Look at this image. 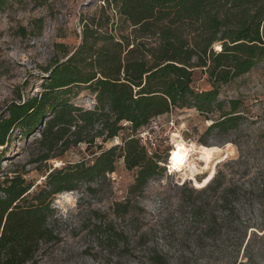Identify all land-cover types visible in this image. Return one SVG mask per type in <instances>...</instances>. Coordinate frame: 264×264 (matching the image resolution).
<instances>
[{
	"label": "rangeland",
	"instance_id": "rangeland-1",
	"mask_svg": "<svg viewBox=\"0 0 264 264\" xmlns=\"http://www.w3.org/2000/svg\"><path fill=\"white\" fill-rule=\"evenodd\" d=\"M95 23L115 39L135 38L134 27L107 0H5L0 7V115L11 102L38 94L46 69L65 60V49L73 53L86 27H99ZM209 79L197 69L193 85L211 90ZM70 99L84 109L96 104L85 85L74 88ZM232 99L239 101L234 128H211L222 115L217 108L210 114L195 107L173 108L136 131L123 121L114 138L92 146L80 143L47 165L30 163L40 130L27 135L16 130L0 147V180L19 171L35 185L44 183L48 170L82 161L91 165L112 146L122 155L124 141L140 138L142 131L140 143L162 167L141 193L132 194L137 169H127L120 157L115 171L56 194L51 221L58 239L42 242L29 264H264V60L220 84L225 111ZM175 132L187 143L233 147L206 187L198 189L180 173H169ZM191 160L202 164L196 155Z\"/></svg>",
	"mask_w": 264,
	"mask_h": 264
},
{
	"label": "trees",
	"instance_id": "trees-1",
	"mask_svg": "<svg viewBox=\"0 0 264 264\" xmlns=\"http://www.w3.org/2000/svg\"><path fill=\"white\" fill-rule=\"evenodd\" d=\"M107 1L134 27L135 38L118 40L101 33L99 23L87 26L81 45L73 53L65 49V60L46 69L42 90L11 102L0 115V147L16 130L27 135L39 129L30 163L47 165L80 143L92 146L114 138L123 121L136 131L173 108L195 107L202 114L217 108L222 115L211 128L236 126L239 101L230 100L225 111L219 86L264 60V0ZM217 43L220 48L214 50ZM197 69L209 75L211 90H196ZM83 85L95 95L93 109L71 102L74 88ZM117 149L102 151L91 165L82 161L48 170L38 185L19 171L5 175L0 180V264H29L42 242L56 241L55 195L115 171L118 158L127 169H137L132 194L162 172L157 155H149L140 138H127L122 155Z\"/></svg>",
	"mask_w": 264,
	"mask_h": 264
},
{
	"label": "bare ground",
	"instance_id": "bare-ground-1",
	"mask_svg": "<svg viewBox=\"0 0 264 264\" xmlns=\"http://www.w3.org/2000/svg\"><path fill=\"white\" fill-rule=\"evenodd\" d=\"M172 146L173 148L168 155L167 168L172 173H180L184 182L192 181L198 189L206 187L215 176L218 163L233 154L232 146H227L224 149L220 146L187 143L179 132L172 135ZM177 151H180L182 158L174 160L172 153ZM192 155H196L202 164L199 165L195 160H191ZM204 172H206L204 178L196 179L197 174Z\"/></svg>",
	"mask_w": 264,
	"mask_h": 264
},
{
	"label": "snow or ice",
	"instance_id": "snow-or-ice-1",
	"mask_svg": "<svg viewBox=\"0 0 264 264\" xmlns=\"http://www.w3.org/2000/svg\"><path fill=\"white\" fill-rule=\"evenodd\" d=\"M172 158H173L174 160L181 159L182 157H181V153H180V151L173 152V153H172ZM197 186L199 187L200 185H197Z\"/></svg>",
	"mask_w": 264,
	"mask_h": 264
},
{
	"label": "built area",
	"instance_id": "built-area-1",
	"mask_svg": "<svg viewBox=\"0 0 264 264\" xmlns=\"http://www.w3.org/2000/svg\"><path fill=\"white\" fill-rule=\"evenodd\" d=\"M161 115H158V116H156V117H154V119H156V118H159ZM145 131V130H144ZM143 132V131H142ZM142 132H140V134H139V137L141 138V139H143V138H145L144 137V134L142 133ZM145 133V132H144ZM147 140H149V139H147ZM146 142V141H145ZM166 166H168L167 164H166ZM169 170V169H168ZM169 173H171L170 171H169Z\"/></svg>",
	"mask_w": 264,
	"mask_h": 264
}]
</instances>
